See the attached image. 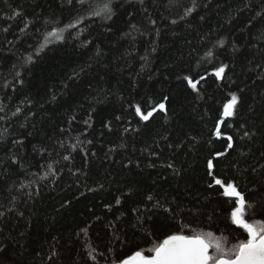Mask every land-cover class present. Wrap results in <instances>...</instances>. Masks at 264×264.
Here are the masks:
<instances>
[{"label":"trees","instance_id":"trees-1","mask_svg":"<svg viewBox=\"0 0 264 264\" xmlns=\"http://www.w3.org/2000/svg\"><path fill=\"white\" fill-rule=\"evenodd\" d=\"M103 3L0 0V264H120L177 229L231 246L220 151L264 219V0Z\"/></svg>","mask_w":264,"mask_h":264},{"label":"snow or ice","instance_id":"snow-or-ice-1","mask_svg":"<svg viewBox=\"0 0 264 264\" xmlns=\"http://www.w3.org/2000/svg\"><path fill=\"white\" fill-rule=\"evenodd\" d=\"M82 6L86 3V0H77ZM143 3V0H139ZM171 2V0H170ZM71 4L72 0H68ZM114 0H104L102 6L97 5L93 7L92 15L101 17L103 19H111L114 14L113 9ZM187 14V13H186ZM19 15V13H17ZM175 23V21H173ZM155 22L153 21V25ZM75 24H68L66 28L70 29L75 27ZM65 29H59L49 33V36H61ZM146 59V57H145ZM31 60V57H29ZM225 65L215 69V76L221 78L225 72ZM19 75V74H17ZM188 86L193 90H197V84L199 80L193 81L191 77H184ZM201 80L204 77H200ZM166 99V98H165ZM238 103V97L233 94L231 100L223 106L222 116L227 118L234 115V109H236ZM159 109L165 111V104L163 102L152 107L146 114L142 112V109L137 106L135 111L140 119L144 122H148L153 116L154 112ZM2 110V109H0ZM225 124L223 119H219L215 125L216 137H221L220 126ZM227 126V125H225ZM245 136L249 133L245 132ZM232 137H227V147L231 149L233 147ZM223 151L216 152L212 159L207 160V172L209 176H212V180L215 185L220 186L223 191V195L234 199V207L231 210V222L238 228L242 229L246 233L244 239H240L236 243H232L228 246V242L224 238H217L213 232H200L193 235H184L181 229L173 234H168L166 238L158 243H154L153 246L148 249L152 255H145L141 251H135L129 255L126 259L120 260V264H264V219H255V215L246 219V215L252 205L246 201L244 195L238 190L237 186L232 182H224L222 179L213 175L214 159L224 156ZM68 159V157H64ZM16 161L13 160V163ZM168 167H173L171 164ZM51 169V165H49ZM213 184L210 182L209 187ZM151 199V197H149ZM120 201L117 200V204ZM262 216H264V206L261 208ZM3 213H0L2 216ZM183 226H181L182 228ZM86 231V229H85Z\"/></svg>","mask_w":264,"mask_h":264},{"label":"bare ground","instance_id":"bare-ground-1","mask_svg":"<svg viewBox=\"0 0 264 264\" xmlns=\"http://www.w3.org/2000/svg\"><path fill=\"white\" fill-rule=\"evenodd\" d=\"M231 199H233V198H231Z\"/></svg>","mask_w":264,"mask_h":264},{"label":"rangeland","instance_id":"rangeland-1","mask_svg":"<svg viewBox=\"0 0 264 264\" xmlns=\"http://www.w3.org/2000/svg\"><path fill=\"white\" fill-rule=\"evenodd\" d=\"M223 75V74H222Z\"/></svg>","mask_w":264,"mask_h":264}]
</instances>
